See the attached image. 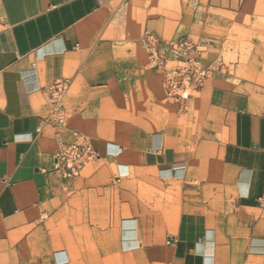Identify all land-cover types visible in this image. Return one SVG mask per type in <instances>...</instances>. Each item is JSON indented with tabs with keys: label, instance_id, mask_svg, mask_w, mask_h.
<instances>
[{
	"label": "crops",
	"instance_id": "obj_1",
	"mask_svg": "<svg viewBox=\"0 0 264 264\" xmlns=\"http://www.w3.org/2000/svg\"><path fill=\"white\" fill-rule=\"evenodd\" d=\"M145 31L227 69L185 107ZM74 133L99 158L67 178ZM260 198L264 0H0V264H264Z\"/></svg>",
	"mask_w": 264,
	"mask_h": 264
},
{
	"label": "built area",
	"instance_id": "obj_2",
	"mask_svg": "<svg viewBox=\"0 0 264 264\" xmlns=\"http://www.w3.org/2000/svg\"><path fill=\"white\" fill-rule=\"evenodd\" d=\"M142 43L151 68L164 75L166 97L182 103L185 107L193 93L202 89L215 74L227 69L223 61L204 67L201 59L208 52V45L186 37L164 39L153 32L145 31ZM70 85L69 79H61L49 86L48 119L56 127L61 128L66 124L64 99ZM58 138L59 148L54 156L55 170L67 178L79 175L86 166L99 158L93 147L79 133H74L73 142L60 139L59 134ZM259 202L264 207V198H260Z\"/></svg>",
	"mask_w": 264,
	"mask_h": 264
},
{
	"label": "rangeland",
	"instance_id": "obj_3",
	"mask_svg": "<svg viewBox=\"0 0 264 264\" xmlns=\"http://www.w3.org/2000/svg\"><path fill=\"white\" fill-rule=\"evenodd\" d=\"M205 56V55H204ZM230 60H232V61H237V56L234 54V55H228V56H226V63L227 62H229ZM228 64V63H227ZM195 93H193V95H194Z\"/></svg>",
	"mask_w": 264,
	"mask_h": 264
}]
</instances>
